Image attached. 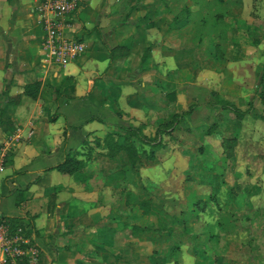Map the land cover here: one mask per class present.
Here are the masks:
<instances>
[{
  "label": "crops",
  "instance_id": "crops-1",
  "mask_svg": "<svg viewBox=\"0 0 264 264\" xmlns=\"http://www.w3.org/2000/svg\"><path fill=\"white\" fill-rule=\"evenodd\" d=\"M182 1L84 0L64 31L83 39L86 51L46 70L38 0H0V154L11 141L0 171V211L36 230L42 264H132L131 251L142 259L144 238L123 234L131 218L96 201L99 190L115 185L110 173L87 167L79 179L49 168L65 160L66 146L80 151L103 124L129 127L168 113L184 90L194 97L203 87L195 81L223 73L222 35L256 0ZM209 14L218 24L202 23ZM35 82L33 99L25 87ZM50 111L57 113L52 121L44 117ZM196 113L195 121L204 120V111Z\"/></svg>",
  "mask_w": 264,
  "mask_h": 264
},
{
  "label": "rangeland",
  "instance_id": "rangeland-1",
  "mask_svg": "<svg viewBox=\"0 0 264 264\" xmlns=\"http://www.w3.org/2000/svg\"><path fill=\"white\" fill-rule=\"evenodd\" d=\"M183 3L176 0L179 7ZM237 20H231L232 32L222 35L227 43L219 50L226 62L218 64L225 67L221 75L195 81L204 88L194 97L184 90L168 113L131 125L143 126L147 139L160 141L157 148L135 140L140 160L134 165L125 151L111 157L107 133L126 131L103 124L80 150L86 168L113 176V188L99 190L96 201L105 210L112 205L116 217L131 218L123 234L132 241L144 238L142 259L131 251L132 264H264V5L256 0L244 6ZM211 21L213 14L202 19L214 25ZM213 92L246 115L208 106ZM197 111L205 112L204 120L195 121ZM56 114L44 117L52 121ZM143 200L149 201V214H143Z\"/></svg>",
  "mask_w": 264,
  "mask_h": 264
},
{
  "label": "built area",
  "instance_id": "built-area-1",
  "mask_svg": "<svg viewBox=\"0 0 264 264\" xmlns=\"http://www.w3.org/2000/svg\"><path fill=\"white\" fill-rule=\"evenodd\" d=\"M84 0H38L39 21L44 32L41 41V65L49 70L65 67L80 58L87 49L83 39L64 31L66 19L83 8ZM11 139L19 140L20 136ZM0 154V171L4 170L6 150ZM43 246L36 230L26 223L15 224L0 211V264H42Z\"/></svg>",
  "mask_w": 264,
  "mask_h": 264
},
{
  "label": "trees",
  "instance_id": "trees-1",
  "mask_svg": "<svg viewBox=\"0 0 264 264\" xmlns=\"http://www.w3.org/2000/svg\"><path fill=\"white\" fill-rule=\"evenodd\" d=\"M208 16H211V14H209ZM211 22L214 25H216L218 24L219 20L214 18V21H211ZM39 88H40L39 82L28 84L25 87V94L35 99L37 97ZM164 91L169 93L166 89H164ZM260 98L264 103V91H261ZM207 105L212 106V107H220L221 109H224V110H232L233 112L237 113L239 116L246 115V112L242 111V109H240L239 107H236L234 103L221 98L217 92L212 93V100H208ZM193 109H194L193 106L190 107L187 113H191ZM93 119L95 118L93 117L92 119H90V121ZM121 128L124 129L126 132L121 133L120 131H114V132L107 133L105 137V144H106V147L108 148L107 154L112 157V156L119 154L121 151H125L132 165L136 164V162H139L140 160V150L137 147L135 140H139L142 143L151 144V146L154 149L157 148L161 143L160 141H155V140L152 141V140L147 139L145 134L143 133V126H140V127L122 126ZM65 151H66L65 160L63 162L58 163L57 165L53 167H50L49 170L55 169L61 173H67V174H72V175H78V174L80 175L81 173H83L86 170L87 158L86 159L80 158L79 155H82V153L79 150L69 149L67 146L65 147ZM140 207L143 210V214H149L151 212V210L149 209L150 207L149 201H144V200L141 201ZM6 217L9 218L12 223L24 224V220L22 218L9 217V216H6ZM136 230L144 231L146 229H142L138 227Z\"/></svg>",
  "mask_w": 264,
  "mask_h": 264
}]
</instances>
